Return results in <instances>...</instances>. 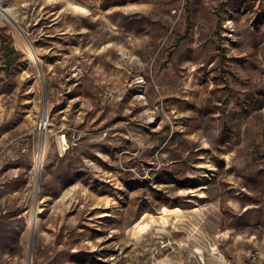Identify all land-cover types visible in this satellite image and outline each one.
<instances>
[{"label": "rangeland", "instance_id": "374dc122", "mask_svg": "<svg viewBox=\"0 0 264 264\" xmlns=\"http://www.w3.org/2000/svg\"><path fill=\"white\" fill-rule=\"evenodd\" d=\"M0 264H264V0H0Z\"/></svg>", "mask_w": 264, "mask_h": 264}, {"label": "trees", "instance_id": "16d2710c", "mask_svg": "<svg viewBox=\"0 0 264 264\" xmlns=\"http://www.w3.org/2000/svg\"><path fill=\"white\" fill-rule=\"evenodd\" d=\"M238 2H249V4L253 5L255 4L256 0H237ZM14 59L8 58L5 63L9 64L10 66L14 64Z\"/></svg>", "mask_w": 264, "mask_h": 264}]
</instances>
